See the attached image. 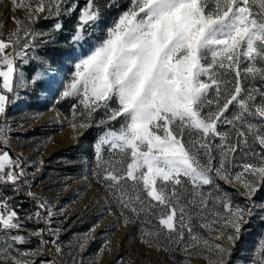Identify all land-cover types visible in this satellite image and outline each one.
Segmentation results:
<instances>
[{"label": "snow or ice", "instance_id": "6c2138e0", "mask_svg": "<svg viewBox=\"0 0 264 264\" xmlns=\"http://www.w3.org/2000/svg\"><path fill=\"white\" fill-rule=\"evenodd\" d=\"M13 3L17 8L34 4L35 13L43 15L30 12L28 20L49 26L37 30L13 18L16 31L0 40V145L8 144V108L19 99L20 89L41 86L56 105L72 100L69 124L77 146L91 128L101 130L91 145L93 175L114 197L121 216L126 209L137 217L158 213V226L142 230L141 243L165 252L169 244H183L185 252L202 244L209 264H231L248 231L244 226L254 219L264 223V197L256 199L264 192V86H254L257 80L264 84V0ZM113 9L118 14L105 25V13ZM77 12L66 29L64 20ZM101 31L103 38L96 39ZM61 35L66 39L61 41ZM9 48L13 51L6 52ZM36 48L61 51L71 60L68 78L59 66L53 70L47 51L29 57ZM30 60L36 64L26 79L15 61L27 65ZM229 74L233 80L225 79ZM245 80L253 86L246 88ZM230 106L235 109L231 117ZM222 124L230 126L236 142L230 132L219 131ZM105 151L120 159L106 161ZM30 166L34 164L0 151V264H57L56 255H63L59 236L64 229L53 226V219L65 213L30 190ZM219 181L242 187L244 203H234ZM6 189L24 192L36 210L20 217ZM194 218L202 221L198 227L209 238L196 231ZM30 222L37 226L26 230ZM135 222L124 219L125 224ZM24 231L27 235L20 234ZM222 237L231 247L216 242ZM32 238L34 248L17 247L29 245ZM79 248L83 251L84 244ZM109 250L105 245L100 251ZM72 261L83 264L75 256ZM250 264H264V232L258 234Z\"/></svg>", "mask_w": 264, "mask_h": 264}, {"label": "rangeland", "instance_id": "374dc122", "mask_svg": "<svg viewBox=\"0 0 264 264\" xmlns=\"http://www.w3.org/2000/svg\"><path fill=\"white\" fill-rule=\"evenodd\" d=\"M84 0H81L83 5ZM103 2V0H101ZM128 0H120L122 6L127 5ZM40 16L41 13H35V6L17 8L13 0H0V40H7L9 35L16 31L17 24L14 19L23 21L26 26L30 25L34 29H48V23L44 20L30 22L29 13ZM117 10L105 13V25L111 23L117 16ZM78 12L73 14L71 19H65L66 29L73 26ZM14 18V19H13ZM23 34L21 33V36ZM103 32L96 34V39H102ZM66 39L61 35L60 40ZM23 42V41H22ZM91 43H95V40ZM13 49H6V52H12ZM47 51V55L52 60V68L55 70L59 66L65 79L68 78L73 62L61 52L54 49L36 48L35 51H29V57L36 54H42ZM87 54V49H85ZM17 67L25 72L26 79H30L36 62L30 60V63L24 65L22 61H15ZM244 65H241L243 67ZM2 67V66H0ZM234 74H229L225 79L233 80ZM231 87V85H229ZM244 86H253L249 80L244 81ZM256 87H262L261 81L255 82ZM10 96L12 94H9ZM215 98V93L211 94ZM260 97H257V101ZM68 100L55 104V97L38 86L35 89L29 85L27 88L19 90V99L13 106L8 108L7 123L11 126V133L8 135V144L0 145V151L7 150L15 158L19 156L22 161L34 166L27 167L29 173L28 179L31 182V191L38 193L41 198L47 199L54 209H63L65 215H56L53 219V226L63 228L59 239L63 255L55 254V247L48 245L53 255H56L57 264H73L72 257L77 261H83V264H209L204 258L208 253L203 252V245L191 248L188 252L181 250L184 245L169 244V251L165 252L163 248H149L141 243V231H154L158 226V213L149 215L141 213L138 217L124 210V217L121 216V209L116 203L114 197L108 190L97 181L93 175L96 168V161L93 157L92 142L96 138L100 129L91 128L83 138L77 140L74 138L76 132L70 127L69 121L72 119L71 103ZM82 110V109H81ZM207 111V109H205ZM235 109L230 106L227 113L231 117ZM100 113L95 117L100 119ZM119 127V124H116ZM219 131L230 132V126L220 125ZM232 142H236L237 137L231 133ZM219 143L217 139L215 141ZM257 150L259 145L255 146ZM104 159L115 164L120 159L119 155L113 156L109 152H104ZM40 161H43L41 166ZM119 168L120 165L116 164ZM126 167V165H125ZM36 168H40L36 172ZM35 172V176L31 173ZM223 191L228 193L234 203L242 204L245 197L240 195L244 189L240 186H233L219 181ZM207 191V186H205ZM4 194L14 197L9 202L16 208L20 217L25 213L35 211V205L24 192L15 194L10 189H6ZM264 197V192H260L256 197L259 200ZM66 217V218H65ZM125 217H132L135 223H124ZM196 231L205 238L208 233L198 227L202 221L194 218ZM37 225L27 223L26 230H31ZM40 227H43L41 224ZM95 227V231H91ZM247 233L237 243L235 253L231 257V264H250V257L254 246L257 243L258 234L264 232V223L254 219L249 225H245ZM20 234L27 235V231ZM187 239V233L185 234ZM47 238V237H46ZM35 239L29 245L17 246L21 250H28L35 247ZM215 240V235L211 237ZM231 247L226 238L222 237L216 240ZM2 243V241H0ZM84 244V250L81 251L79 244ZM107 245L109 251L101 253V249ZM189 252L192 255H189ZM202 253L197 255L196 253ZM43 258V257H41ZM37 258V259H41ZM50 259L51 257H47Z\"/></svg>", "mask_w": 264, "mask_h": 264}, {"label": "water", "instance_id": "95a60500", "mask_svg": "<svg viewBox=\"0 0 264 264\" xmlns=\"http://www.w3.org/2000/svg\"><path fill=\"white\" fill-rule=\"evenodd\" d=\"M0 82H2V78H0Z\"/></svg>", "mask_w": 264, "mask_h": 264}]
</instances>
